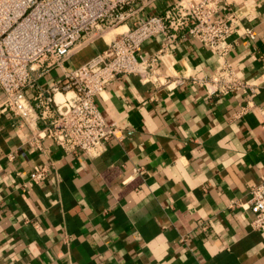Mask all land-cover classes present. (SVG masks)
Masks as SVG:
<instances>
[{
  "label": "crops",
  "instance_id": "1",
  "mask_svg": "<svg viewBox=\"0 0 264 264\" xmlns=\"http://www.w3.org/2000/svg\"><path fill=\"white\" fill-rule=\"evenodd\" d=\"M179 1L201 0H139L126 24L35 71L29 97L51 92L65 70ZM225 1L241 20L228 61L256 88L242 117L241 91L209 97L190 80L169 89L121 75L96 105L123 137L88 158L49 138L36 147L30 128L0 106V264H264V230L246 205L264 176V0ZM162 41H146L136 56L157 59L163 75H210L220 63L191 38L159 54ZM40 165L50 172L33 186Z\"/></svg>",
  "mask_w": 264,
  "mask_h": 264
},
{
  "label": "built area",
  "instance_id": "2",
  "mask_svg": "<svg viewBox=\"0 0 264 264\" xmlns=\"http://www.w3.org/2000/svg\"><path fill=\"white\" fill-rule=\"evenodd\" d=\"M139 0H0V106L30 128V141L40 148L49 138L66 154L82 152L97 158L112 138L121 139L116 123H108L96 98L121 75H138L142 82L169 89L186 80L202 87L209 97L241 91L246 104L235 117L253 106L256 88L241 79L228 61L234 49L231 37L241 27L240 15L225 0L179 1L161 14L119 33L87 62L65 70L62 82L51 92L35 87L34 72L44 65L60 66L84 42H89L126 24L137 13ZM162 36L159 54L191 38L219 59L210 75L173 78L160 73L157 59L139 60L143 44ZM244 37L256 39L253 29ZM174 85V86H172ZM58 96L61 99H58ZM49 165L36 167L30 184L47 179ZM248 209L252 225L264 230V176L249 190Z\"/></svg>",
  "mask_w": 264,
  "mask_h": 264
},
{
  "label": "bare ground",
  "instance_id": "3",
  "mask_svg": "<svg viewBox=\"0 0 264 264\" xmlns=\"http://www.w3.org/2000/svg\"><path fill=\"white\" fill-rule=\"evenodd\" d=\"M58 99H61V97H60V96H58Z\"/></svg>",
  "mask_w": 264,
  "mask_h": 264
},
{
  "label": "rangeland",
  "instance_id": "4",
  "mask_svg": "<svg viewBox=\"0 0 264 264\" xmlns=\"http://www.w3.org/2000/svg\"><path fill=\"white\" fill-rule=\"evenodd\" d=\"M120 31V30H119Z\"/></svg>",
  "mask_w": 264,
  "mask_h": 264
}]
</instances>
